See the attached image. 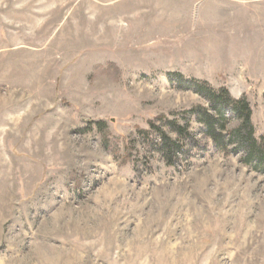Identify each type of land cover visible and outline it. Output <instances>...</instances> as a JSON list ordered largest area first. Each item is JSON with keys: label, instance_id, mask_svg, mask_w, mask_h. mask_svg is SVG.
<instances>
[{"label": "rangeland", "instance_id": "rangeland-1", "mask_svg": "<svg viewBox=\"0 0 264 264\" xmlns=\"http://www.w3.org/2000/svg\"><path fill=\"white\" fill-rule=\"evenodd\" d=\"M169 73L264 140V0H0V264H264V172Z\"/></svg>", "mask_w": 264, "mask_h": 264}, {"label": "trees", "instance_id": "trees-1", "mask_svg": "<svg viewBox=\"0 0 264 264\" xmlns=\"http://www.w3.org/2000/svg\"><path fill=\"white\" fill-rule=\"evenodd\" d=\"M175 77L179 79L180 87L194 91L209 103L208 108L198 105L189 110L187 114L195 116L204 125L206 135L213 140L219 150L225 155L240 154L245 165L264 172V140H258L255 137L252 109L246 97L235 99L226 88L216 90L208 86L206 82L186 80L180 74L169 73L171 80ZM225 112H230L233 117L240 120V124L230 130L229 136L225 133V122H227ZM169 123L179 136H191L188 122L183 126L177 125L174 121ZM151 125L155 127L154 123ZM160 148L168 164H174L175 155L182 151L179 140L162 132Z\"/></svg>", "mask_w": 264, "mask_h": 264}]
</instances>
